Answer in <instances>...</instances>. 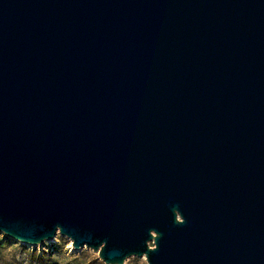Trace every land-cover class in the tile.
Wrapping results in <instances>:
<instances>
[{
    "label": "water",
    "instance_id": "95a60500",
    "mask_svg": "<svg viewBox=\"0 0 264 264\" xmlns=\"http://www.w3.org/2000/svg\"><path fill=\"white\" fill-rule=\"evenodd\" d=\"M0 231L264 264V0H0Z\"/></svg>",
    "mask_w": 264,
    "mask_h": 264
},
{
    "label": "rangeland",
    "instance_id": "374dc122",
    "mask_svg": "<svg viewBox=\"0 0 264 264\" xmlns=\"http://www.w3.org/2000/svg\"><path fill=\"white\" fill-rule=\"evenodd\" d=\"M54 240L24 244L0 231V264H107L97 251L83 247L72 249V242L57 233ZM130 256L124 264H148L146 256Z\"/></svg>",
    "mask_w": 264,
    "mask_h": 264
},
{
    "label": "bare ground",
    "instance_id": "6f19581e",
    "mask_svg": "<svg viewBox=\"0 0 264 264\" xmlns=\"http://www.w3.org/2000/svg\"><path fill=\"white\" fill-rule=\"evenodd\" d=\"M66 237H67L68 239H70L68 236H66ZM53 240H54V239H53ZM70 240H71V239H70ZM71 242H72V240H71ZM23 243H24V242H23ZM28 244H29V243H28ZM72 249L75 250L76 248H74L73 245H72ZM97 252H98V251H97ZM143 256H145V255H143ZM143 256H142V258H144ZM124 263H125V262H124Z\"/></svg>",
    "mask_w": 264,
    "mask_h": 264
}]
</instances>
